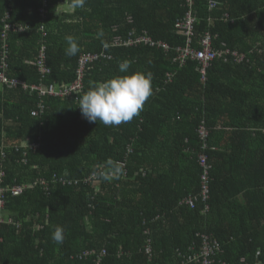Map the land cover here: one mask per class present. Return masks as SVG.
<instances>
[{
    "label": "trees",
    "instance_id": "16d2710c",
    "mask_svg": "<svg viewBox=\"0 0 264 264\" xmlns=\"http://www.w3.org/2000/svg\"><path fill=\"white\" fill-rule=\"evenodd\" d=\"M192 8L191 48L210 35L216 49L245 54L244 63L215 60L203 80L198 62H173L174 50L188 45L175 28L187 0H86L83 8L75 0H0V33L7 16L4 23L28 28L10 35L7 70L0 41V72L58 91L83 79L81 92L66 97L0 84V189L30 186L6 196L0 264H200L194 258L205 249L215 264H264V0H194ZM134 30L169 52L116 44ZM69 35L80 48L71 57ZM44 45L51 73L42 78L35 62ZM124 59L128 73L119 72ZM134 72L153 76L138 116L106 126L81 115L79 99L93 82ZM27 140L39 148L24 147ZM57 226L62 244L51 239Z\"/></svg>",
    "mask_w": 264,
    "mask_h": 264
},
{
    "label": "built area",
    "instance_id": "2783aa9c",
    "mask_svg": "<svg viewBox=\"0 0 264 264\" xmlns=\"http://www.w3.org/2000/svg\"><path fill=\"white\" fill-rule=\"evenodd\" d=\"M189 10L187 11L185 17L182 20H179L175 24L176 32L182 33L184 36H186L188 39V45L184 48L178 47L175 51V56L173 58V62H178L181 66H184L187 61H195L200 64L199 73L202 76V79L205 80L206 76V70L207 68L214 62L215 60L221 59L224 62H228L229 60L233 59V61L236 62H245L246 61V55L239 53L237 51H231L229 49H216L213 46V37L210 35H207L201 42L202 48L200 50H194L191 48V37L194 33V27L197 22L196 17L193 15L192 11V5L194 3V0H187ZM215 8L214 3L211 2V9ZM42 21L43 22L46 18V16L42 13ZM8 19L9 16L4 17V19ZM21 30H28V28H25L21 25L11 24V23H4V28L1 35V41H2V68L7 70L8 66L6 63L7 53L9 50V35L11 32H20ZM39 33L42 34V36L45 35V28L43 26H40ZM116 44L118 46H124V47H139V46H147V47H153V48H162L165 51L169 52L170 47L162 42H156L154 41L147 32H142L137 34L135 31H132L129 33L127 37H119L116 38ZM46 46H41V49L38 53V57L35 62V66L37 67L38 71L40 72V76L44 78L45 76H48L51 72L50 69L46 66ZM90 58L84 56L80 62L81 70L80 73H82L83 70H85L86 64L89 62ZM82 75H79V78L73 83V84H67L64 86L62 90H57L54 86H29L24 82H19L17 80H10L7 78L5 73L0 72V84L4 86H9L11 88H16L18 86H22L25 90L30 89L31 91H36L39 93L40 96H59V97H66L71 96L73 94H78L82 90ZM41 111H43L44 106L43 104H40L38 106ZM38 111H33L32 116H37ZM198 134L200 139L203 141L202 143V149L203 152L198 157V162L202 169L204 170L202 179H201V185H202V197L203 201H206L209 197V180H210V170L211 165L208 162V155L206 151L208 150V144H207V138L209 136V132L206 129L204 125H202L199 130ZM24 147H30L31 149H38L39 144H32L29 140L23 143ZM5 176L3 171H0V183L3 182V177ZM92 179H97L96 174H93L90 178H88L87 182H92ZM45 183V182H42ZM30 186H7L2 187L0 189V224L5 222V216H4V207L6 202V196L7 194H10L12 197H18L29 188ZM188 201L191 204H195V199L190 197ZM94 252H84L82 256H88ZM105 254V251L102 252ZM82 256L80 258H82ZM195 261L198 260L200 264H215L214 260V251L211 249H205V251L199 256L194 258ZM97 264L98 260H97Z\"/></svg>",
    "mask_w": 264,
    "mask_h": 264
},
{
    "label": "clouds",
    "instance_id": "9594fccd",
    "mask_svg": "<svg viewBox=\"0 0 264 264\" xmlns=\"http://www.w3.org/2000/svg\"><path fill=\"white\" fill-rule=\"evenodd\" d=\"M85 3L86 0H75L76 7L83 8ZM36 28L38 29V34H41L39 33L40 26L38 25ZM2 31L0 33V41L2 40ZM25 32L27 30L23 32H11L10 35L12 33ZM100 35H103L102 31ZM65 39L68 45L65 49L66 55L69 57L77 55L80 48L76 39L71 35L66 36ZM118 68L120 73H128L130 61L127 59L122 60L118 63ZM152 79L153 76L150 72H134L93 82L89 90L79 99L81 115L89 123L100 122L106 126H119L122 123L130 122L134 117L139 115L145 102L152 95ZM51 239L56 244H62L64 241V228L57 226L51 235Z\"/></svg>",
    "mask_w": 264,
    "mask_h": 264
},
{
    "label": "crops",
    "instance_id": "0c3cea01",
    "mask_svg": "<svg viewBox=\"0 0 264 264\" xmlns=\"http://www.w3.org/2000/svg\"><path fill=\"white\" fill-rule=\"evenodd\" d=\"M70 13V12H69ZM128 23L129 24H132L133 23V19H132V17L131 18H128ZM135 31V30H134ZM142 32H147V31H145V30H143ZM21 196V195H20Z\"/></svg>",
    "mask_w": 264,
    "mask_h": 264
},
{
    "label": "rangeland",
    "instance_id": "374dc122",
    "mask_svg": "<svg viewBox=\"0 0 264 264\" xmlns=\"http://www.w3.org/2000/svg\"><path fill=\"white\" fill-rule=\"evenodd\" d=\"M24 30H21L20 32H23Z\"/></svg>",
    "mask_w": 264,
    "mask_h": 264
}]
</instances>
